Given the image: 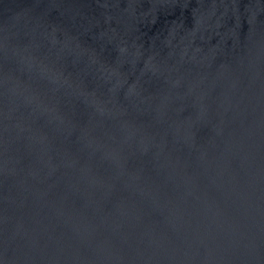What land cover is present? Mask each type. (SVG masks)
Masks as SVG:
<instances>
[{
  "label": "water",
  "instance_id": "95a60500",
  "mask_svg": "<svg viewBox=\"0 0 264 264\" xmlns=\"http://www.w3.org/2000/svg\"><path fill=\"white\" fill-rule=\"evenodd\" d=\"M0 264H264V0H0Z\"/></svg>",
  "mask_w": 264,
  "mask_h": 264
}]
</instances>
